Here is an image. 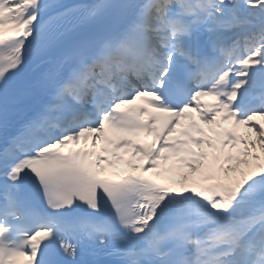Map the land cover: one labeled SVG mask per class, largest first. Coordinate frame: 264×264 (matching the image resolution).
<instances>
[{"label":"snow or ice","instance_id":"6c2138e0","mask_svg":"<svg viewBox=\"0 0 264 264\" xmlns=\"http://www.w3.org/2000/svg\"><path fill=\"white\" fill-rule=\"evenodd\" d=\"M257 118L264 0H0V264H264ZM137 157L205 171L105 175Z\"/></svg>","mask_w":264,"mask_h":264},{"label":"rangeland","instance_id":"374dc122","mask_svg":"<svg viewBox=\"0 0 264 264\" xmlns=\"http://www.w3.org/2000/svg\"><path fill=\"white\" fill-rule=\"evenodd\" d=\"M254 122H259V123H264V120H259V118H257V121H254ZM225 124H226V122H224ZM204 126V129L207 131L209 128H215V127H218L217 125H207V124H203ZM237 130H239V135H241V136H246V137H248L249 139H256V134H255V132L254 131H252L251 129H250V127H247V126H244V125H241ZM211 133V132H210ZM210 133H208V135L210 134ZM193 149L194 150H197L198 151V149H195V146L193 147ZM205 150L206 151H210L209 149H207V148H205ZM165 164V163H164ZM166 169H170V170H167L166 171ZM164 171H165V173L167 174V175H170V176H172V178L173 179H176L177 181V183H174L175 185H181V184H183L182 183V176L184 175V174H187V175H189V177H190V181H191V178H199L200 177V175L204 172H202V173H200V172H196V173H192L187 167H184V166H181V165H178V164H176V162H175V160L174 161H168L166 164H165V166H164ZM188 171H189V173H188ZM169 180V179H168ZM171 181V180H170ZM189 183V182H188Z\"/></svg>","mask_w":264,"mask_h":264},{"label":"bare ground","instance_id":"6f19581e","mask_svg":"<svg viewBox=\"0 0 264 264\" xmlns=\"http://www.w3.org/2000/svg\"><path fill=\"white\" fill-rule=\"evenodd\" d=\"M238 133H239V130H237ZM86 146H90L91 147V144L88 143ZM161 163V167H158L156 169H151L149 170L147 173L149 176L153 177L154 179L156 180H159V181H162V182H167L168 184L172 185L171 183H169V180L168 179H171V176L170 175H167L164 171V162H160ZM106 167V166H105ZM130 168L129 166H125L123 167V165L121 163H118L114 168H107L106 167V170L108 172H112V173H116L118 171V169H122V170H126ZM157 173H161L159 176L157 175ZM174 187H180L181 185H172Z\"/></svg>","mask_w":264,"mask_h":264}]
</instances>
